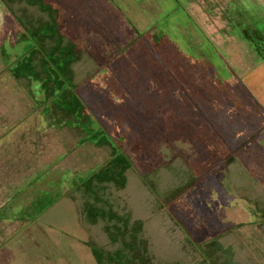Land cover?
I'll list each match as a JSON object with an SVG mask.
<instances>
[{"label":"rangeland","instance_id":"1","mask_svg":"<svg viewBox=\"0 0 264 264\" xmlns=\"http://www.w3.org/2000/svg\"><path fill=\"white\" fill-rule=\"evenodd\" d=\"M45 1L81 53L85 109L65 122L15 77L32 41L0 0V264H98L90 243L116 250L79 190L116 151L132 163L126 185L95 204L143 223L139 264H264V108L245 76L264 50L255 0ZM173 109L200 122L176 130Z\"/></svg>","mask_w":264,"mask_h":264},{"label":"trees","instance_id":"2","mask_svg":"<svg viewBox=\"0 0 264 264\" xmlns=\"http://www.w3.org/2000/svg\"><path fill=\"white\" fill-rule=\"evenodd\" d=\"M1 1L24 30V41H32V47L16 62L18 65L11 69L12 73L18 80L30 85L29 91L41 103L51 101L49 108H46L48 112L61 116L65 122H70L76 116H83L85 105L78 95V85L74 81V66L81 53L78 52L77 45L60 29V10L45 0ZM259 53L264 60V50ZM15 68H18V72L14 71ZM105 143L110 144L106 141L97 144ZM131 167V161L116 151L107 165L91 174L79 186L83 197L91 196L94 202L84 204L86 221L92 224H97L98 220L103 221V230L109 239V245L117 246L114 251H106L105 247L90 243L89 248L98 264H134L135 260L139 264L146 260L148 242L143 235V223L134 221L128 214H119L107 210L105 206H96L108 185L125 187L126 173ZM170 173L175 177V170ZM74 202L77 206L76 201Z\"/></svg>","mask_w":264,"mask_h":264},{"label":"crops","instance_id":"3","mask_svg":"<svg viewBox=\"0 0 264 264\" xmlns=\"http://www.w3.org/2000/svg\"><path fill=\"white\" fill-rule=\"evenodd\" d=\"M259 2H260V4L261 5H259ZM259 2L257 1V0H255L254 1V3L251 1L250 2V6H251V10L253 11V14H257V15H259V19L260 20H262V21H264V14H263V12H262V10L261 9H263L261 6L262 5H264V2H263V0L262 1H260L259 0ZM254 28V27H253ZM245 44V43H244ZM243 43H241V41H239L236 45H235V47L239 50V51H247V47L246 46H248V44H245L244 45ZM241 46L243 47V48H241ZM253 50H250L249 52H252ZM263 51V50H262ZM254 52V51H253ZM245 53V52H244ZM236 56V58H237V62L240 64V66H242V65H244L245 64V62H243V60L238 56V55H235ZM260 58V57H259ZM248 75V76H247ZM245 76H247V84L249 85V87H250V93L252 94V96L255 98V99H258L260 102L259 103H261L262 104V106H263V108H264V60H262V58H261V61L259 62H256L255 64H254V66H252V68H251V70L249 71V73L248 74H246ZM171 112H170V115L169 116H171L170 117V119H169V121H170V124L173 126V127H176V130L178 129V128H181V129H183L184 131H186V132H191L189 129H188V125H191V126H194V124H196V122H200V121H197V120H195L194 119V116L195 115H197V112H193V111H191L190 109H187V111H186V113H183V112H181V113H177L176 111H175V109H173V110H170ZM202 112V111H201ZM174 117H176V118H174ZM221 124V123H220ZM192 130V129H191ZM259 146V145H258ZM221 148H224V147H222V146H220V149ZM258 148H260L261 150L263 149V147H258ZM220 149H219V151H217L216 150V152L218 153V155L220 154ZM225 149V148H224ZM241 149H243L241 146H235L234 147V150H236V152H235V154L234 155H236L237 153H239L240 152V150ZM244 152V151H243ZM243 152H241V155L240 156H238V155H236L235 156V158H237L238 160H237V162L238 163H235V164H238V166L240 165V167L243 165V167H245L246 168V166H247V162H246V160H247V155L245 154V155H242L243 154ZM189 163V162H188ZM248 167V166H247ZM192 169V168H191ZM193 170V169H192ZM219 169H213V170H211V171H209L208 173V176H210V177H212V175H214V178H216V179H222L223 177H225V173L224 172H222L223 174H224V176H223V174H221V175H219L220 173H218L217 171H218ZM193 172H195V170H193ZM196 173V172H195ZM211 174V175H210ZM216 175V176H215ZM212 190H213V188H212ZM255 193V195H259V192H258V190H256V191H253L252 193H250V194H254ZM233 196H235V194H233ZM235 197H237V195L235 196ZM234 200V199H233ZM234 203L235 204H237L238 205V207H240V205H241V202L240 201H238V200H234ZM243 205V204H242ZM241 209V208H240ZM237 212L239 211V210H236ZM257 260L258 261H260V259L259 258H257ZM258 264V263H257Z\"/></svg>","mask_w":264,"mask_h":264}]
</instances>
